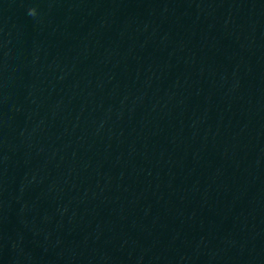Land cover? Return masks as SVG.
Segmentation results:
<instances>
[{
  "label": "water",
  "instance_id": "obj_1",
  "mask_svg": "<svg viewBox=\"0 0 264 264\" xmlns=\"http://www.w3.org/2000/svg\"><path fill=\"white\" fill-rule=\"evenodd\" d=\"M0 264H264V0H0Z\"/></svg>",
  "mask_w": 264,
  "mask_h": 264
},
{
  "label": "clouds",
  "instance_id": "obj_2",
  "mask_svg": "<svg viewBox=\"0 0 264 264\" xmlns=\"http://www.w3.org/2000/svg\"><path fill=\"white\" fill-rule=\"evenodd\" d=\"M29 14L34 15V11L30 10Z\"/></svg>",
  "mask_w": 264,
  "mask_h": 264
}]
</instances>
